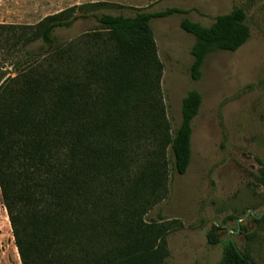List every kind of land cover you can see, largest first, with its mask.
Returning a JSON list of instances; mask_svg holds the SVG:
<instances>
[{
    "label": "trees",
    "instance_id": "obj_1",
    "mask_svg": "<svg viewBox=\"0 0 264 264\" xmlns=\"http://www.w3.org/2000/svg\"><path fill=\"white\" fill-rule=\"evenodd\" d=\"M106 7L0 25V52L34 50L15 66L11 86L0 64V189L22 264H167L170 256L167 219L146 217L169 197L171 174L191 165L202 95L187 94L173 129L151 22L182 12L95 14ZM80 12L93 14L97 29L58 48L56 32L71 29ZM181 28L195 38L194 81L209 55L235 53L251 38L240 7L210 27L184 19ZM53 53L64 69L35 70ZM217 231L208 235L214 246L223 243ZM219 264L255 263L228 241Z\"/></svg>",
    "mask_w": 264,
    "mask_h": 264
},
{
    "label": "rangeland",
    "instance_id": "obj_2",
    "mask_svg": "<svg viewBox=\"0 0 264 264\" xmlns=\"http://www.w3.org/2000/svg\"><path fill=\"white\" fill-rule=\"evenodd\" d=\"M98 3L110 6L98 15L182 12L151 22L173 129L182 122L187 94L196 90L202 95L193 124L191 165L183 176L171 174L169 197L146 217L148 223L167 219L170 225L167 264H219L228 241L255 264H264V0H0V25L37 26L72 7ZM235 7L246 12L249 42L235 53L209 55L201 79L194 81L190 69L195 38L182 30L181 22L189 19L210 27ZM78 15L71 29L56 32L58 48L97 29L93 14ZM38 50L35 47V53ZM29 53L0 52L2 70L10 77L5 85L11 86L10 80L19 77L15 66H26ZM65 63L60 53H53L39 60L35 70L45 71L50 65L61 70ZM110 187L108 182L106 188ZM249 211L253 215L238 225ZM239 227V234L233 233ZM213 229L223 242L216 246L208 239ZM0 264H22L1 189Z\"/></svg>",
    "mask_w": 264,
    "mask_h": 264
},
{
    "label": "water",
    "instance_id": "obj_3",
    "mask_svg": "<svg viewBox=\"0 0 264 264\" xmlns=\"http://www.w3.org/2000/svg\"><path fill=\"white\" fill-rule=\"evenodd\" d=\"M250 215H253V211H249V212L247 213V215H246L244 218L239 219V220H238V225H239L241 222H243L244 220H246ZM239 232H240V227H239L238 231L233 232V233H235V234H239ZM230 233H231V232H229L228 234L230 235Z\"/></svg>",
    "mask_w": 264,
    "mask_h": 264
}]
</instances>
